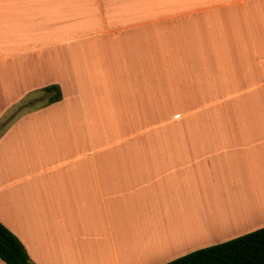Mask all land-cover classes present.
Listing matches in <instances>:
<instances>
[{
  "label": "crops",
  "instance_id": "obj_1",
  "mask_svg": "<svg viewBox=\"0 0 264 264\" xmlns=\"http://www.w3.org/2000/svg\"><path fill=\"white\" fill-rule=\"evenodd\" d=\"M0 223L33 264L263 228L264 0H0Z\"/></svg>",
  "mask_w": 264,
  "mask_h": 264
},
{
  "label": "trees",
  "instance_id": "obj_2",
  "mask_svg": "<svg viewBox=\"0 0 264 264\" xmlns=\"http://www.w3.org/2000/svg\"><path fill=\"white\" fill-rule=\"evenodd\" d=\"M39 93L49 95L43 105L61 99L57 86L45 87ZM36 101L38 100L34 99L32 102ZM0 260L5 264H33L21 242L1 223ZM165 264H264V227L235 239L196 250Z\"/></svg>",
  "mask_w": 264,
  "mask_h": 264
},
{
  "label": "rangeland",
  "instance_id": "obj_3",
  "mask_svg": "<svg viewBox=\"0 0 264 264\" xmlns=\"http://www.w3.org/2000/svg\"><path fill=\"white\" fill-rule=\"evenodd\" d=\"M38 94L39 93H35V92H32V93L29 94V96L27 98V100H28L27 102H28V104H30L29 105L30 107L33 106L32 108H35V107L37 108V106L39 105L40 101L41 102H45L46 101V98H47L46 96H42L41 98H39ZM36 98H39V100L36 101L35 103H33L32 101L34 99H36ZM41 105H43V104H41ZM41 105H39L38 107H40ZM23 106L27 107L26 103L23 104ZM29 106H28V108H30ZM21 107H22V105H19V107L17 106V108H15L13 110V112L19 111ZM24 110H27V109L24 108Z\"/></svg>",
  "mask_w": 264,
  "mask_h": 264
}]
</instances>
